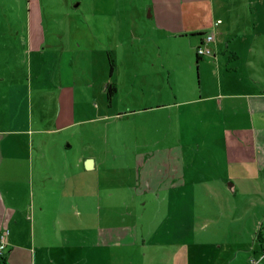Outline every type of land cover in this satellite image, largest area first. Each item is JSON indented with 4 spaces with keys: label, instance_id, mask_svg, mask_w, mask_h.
<instances>
[{
    "label": "rangeland",
    "instance_id": "rangeland-1",
    "mask_svg": "<svg viewBox=\"0 0 264 264\" xmlns=\"http://www.w3.org/2000/svg\"><path fill=\"white\" fill-rule=\"evenodd\" d=\"M193 1L190 15L195 18L188 19L185 14L182 23L175 21L166 25L156 13L149 15V0H0V77L12 71L17 80L29 77L33 81L44 78L52 80L60 77L73 78L76 83H89L82 89L86 90L85 98H89L87 102L91 104V124H80L73 139L91 140V154L100 161L93 170L91 168V204L85 209L70 207L66 212L53 208L44 210L41 220L47 223L42 233L46 236L53 232L60 234V221L75 223L77 220L81 238L84 233L85 237L90 233L93 239L99 229L125 222L137 235V241L145 239L144 244L138 241L140 244L124 245L120 250L127 249L128 257L120 258L115 255L108 257L110 251L119 252L118 246L91 245V257L87 259L85 252L90 246L81 242L78 264H141V261L142 264H160L158 256L152 261L147 258L155 252L160 255L162 248L157 243L159 238H178L183 234L198 237L200 232L195 230L198 227L193 226L187 232L185 224L206 219L222 220L224 226H209L210 231L201 235L207 241L199 250L220 253L224 263L232 260L228 256L234 253L237 257L231 261L232 264H244L246 261L248 246L252 245L249 234L237 245L228 223L238 220L240 230L251 229L249 226L257 215L249 207L248 188L251 185L246 179L241 184V194L218 193L211 185L217 180L214 174L225 167L221 161L220 143L223 140L210 137L212 131H207V138L201 136L200 124L203 119L200 120V116L194 113L190 121L193 126L185 134L182 124H178L174 118L169 119L162 109L116 116V110H123L125 106L119 102L117 107L106 105L103 87L108 75L107 51L112 58L113 52L121 51L116 67L124 87L130 86L133 90L142 84L138 82L141 79H156V75L151 73L153 70L160 76L162 88L169 93L177 90V85L183 89L188 85L198 92L199 68L193 52L197 35H185L183 31L168 37L165 31L171 30L167 26L172 30H183L191 22L203 18L200 27L202 32H208L219 18L222 21L220 26L229 32L226 36L230 37L231 44L243 45L251 39L264 43V17L262 12L257 14L253 9L257 7L260 11V0L256 4V0H230L229 11L218 0ZM222 1L227 3V0ZM183 6L182 3H175L177 9H183ZM256 20H259L260 35L253 39L251 32L255 33L256 30L252 23ZM29 27L42 29L45 41L41 52L28 53L25 39ZM213 33L215 38V27ZM153 41L171 46L169 51H164L162 47L160 49L161 55L174 53L171 66H151L143 62V66L138 68L140 72L132 66H125L130 48L136 52L137 44ZM213 43L214 40L211 45ZM242 49L239 50L243 56L240 63L248 59L247 51ZM150 52L155 53V50ZM207 56L210 57L204 55L203 58ZM187 61L191 62L189 68ZM243 68L246 74V66ZM115 69L114 66L112 80L114 72L117 74ZM155 70H159L160 74ZM167 71H170L169 77ZM207 75L208 80L202 81L201 88L210 91L213 76ZM128 76L132 77V82ZM23 85L15 87L20 94L26 90L25 83ZM79 102L80 99L77 100V107L80 108L84 102ZM21 105L17 107V116L23 113ZM84 106L88 111V105ZM51 112L52 105L48 103L47 116ZM34 115L33 111V118ZM61 133L50 130L45 137L63 138ZM68 138L73 140L71 136ZM52 152H55L54 149L48 147V154ZM207 183L209 188L204 187ZM24 212L21 210L22 214ZM36 218L38 216L34 214V220L31 219V234L35 241L40 233ZM256 226L252 227L255 228L253 237L258 236L261 228ZM30 244L35 249L39 243ZM142 253L146 254L143 258L140 257ZM248 264H251L250 258Z\"/></svg>",
    "mask_w": 264,
    "mask_h": 264
},
{
    "label": "crops",
    "instance_id": "crops-1",
    "mask_svg": "<svg viewBox=\"0 0 264 264\" xmlns=\"http://www.w3.org/2000/svg\"><path fill=\"white\" fill-rule=\"evenodd\" d=\"M218 1L228 11L230 10V0H227V3ZM258 1L256 0L255 4ZM192 2L194 1L149 0L147 6L149 15L156 13L162 22L169 25L175 21L182 23L185 14L188 19L195 18L190 15ZM259 2L260 11L257 7L253 9L257 14L262 12L264 17V0ZM175 3L184 4V8L177 9ZM203 22L204 19L200 18L183 30L179 28L172 30L164 25L171 30L165 32L168 37L183 31L185 35L199 32L202 31L200 25ZM221 22L220 20L213 25L210 30L214 32V27L216 28L215 38L213 33V56H207L210 60L199 56L195 62L199 68L198 92H194L188 85L185 86L186 89L178 87L180 85L174 81L178 91L169 93L162 88L161 78L153 70L151 73L156 75V79H141L138 82L142 84L133 90L130 86L124 87V81L119 77L116 67L117 58L120 60V51L113 52L115 71H117L116 75L114 72L112 80L115 92L106 101V105L117 107L119 102L125 106L123 110H116V116L162 109L165 116L169 119L174 118L178 124H182L185 134L189 133L193 126L190 123L193 113L200 116V120L203 119L200 124L201 136L207 138L209 137L207 131H212L210 137L223 140L220 143L221 161L225 167L223 166L224 170L220 173L214 174L217 180L211 183L212 188H216L218 193L238 194L243 188L241 184L246 179L251 185L248 188V197L251 201L249 207L252 212L257 213L256 219L251 222L250 230L243 229V231L239 228L238 220H230L228 226H231L229 230L232 238L238 245L249 234L252 245L248 246L249 254L245 262L248 264V259L253 256L258 259L257 264H264V43L254 42L251 39L243 45L231 44L230 37L226 36L229 32L220 26ZM252 24L256 32H251L250 37L254 39L260 35L259 20ZM25 40L29 54L39 52L45 41L42 29L29 27L26 30ZM199 40L200 35H197L196 44ZM161 47L164 51H169L171 48L169 44H161L159 41L137 44L136 52L130 48L125 66H132L137 71L143 66V62H148L151 66H171L174 53L161 55ZM241 47H243L241 51L246 50L248 53V59L243 63H240L243 58L239 52ZM153 50L155 53L150 52ZM193 52L195 57V48ZM228 61L231 63L228 64ZM190 65L191 62L187 61L188 68ZM243 66H246V74ZM155 71L160 74L159 70ZM8 73L0 77L2 80L0 82V231L8 229L7 244L1 253L5 263L78 264L81 257V242L90 246L85 252L87 259L91 257V245L110 248L118 246L119 252L110 251L108 257L112 255L119 258L128 257L127 249H120L130 243L140 244L141 241V244H144L145 239L139 238L138 242L137 235L132 233L125 222L99 229V233L93 239L90 233L86 237L84 233L81 238L78 233L80 223L77 220L75 223L68 220L60 221L58 223L60 234L53 232L46 236L42 233L47 223L41 220L44 210L53 208L66 212L70 207L85 209L91 204V168L93 170L100 161L91 154V140L73 139L74 133L79 131L80 124L85 122L91 124V114H89L91 104L87 102L89 98H85L86 90L82 89L89 83H76L73 78L60 77L52 80L44 78L33 81L32 77L17 80L12 71ZM169 74L170 71H167L168 77ZM207 74L213 76L210 91L201 88L202 81L208 80ZM128 78L132 82V77L128 76ZM24 83L26 90L20 94L15 87L19 84L24 86ZM144 85L146 88H143ZM78 99H80L79 104L84 102L82 108L77 107ZM48 103L52 105V112L47 116ZM20 104H23L21 106L24 114L20 113V116H17L19 113L17 107ZM84 104L88 105V111ZM132 104L135 106H131ZM50 130L62 132L60 136L63 138L45 137ZM67 136H71L73 140ZM48 147L55 152L48 154ZM86 158H92V167L91 163L84 165ZM225 179H230L231 182H226ZM204 187L209 188L208 183ZM123 208L129 209L126 206ZM21 210L25 211L24 214ZM34 214L38 216L36 219L40 231L36 241L32 239L31 234L33 225L31 219L34 220ZM256 225L261 227V237L252 236L255 229L252 227ZM185 226L187 232L191 231L193 226L198 227L195 230L200 232L199 236L183 234L178 238L172 236L159 238L157 243L162 248L160 255L155 252L147 258L152 261L158 256L160 264H232L231 261L237 257L234 253L233 256H228L232 260L224 263L220 253L199 250L207 241L201 236L202 233L210 231L209 226H224L222 220L206 219ZM83 228L85 231L86 226L84 225ZM32 242L39 243L35 249L30 244ZM32 251H34L33 255ZM145 256V253L140 254L142 258Z\"/></svg>",
    "mask_w": 264,
    "mask_h": 264
},
{
    "label": "built area",
    "instance_id": "built-area-1",
    "mask_svg": "<svg viewBox=\"0 0 264 264\" xmlns=\"http://www.w3.org/2000/svg\"><path fill=\"white\" fill-rule=\"evenodd\" d=\"M219 21H220L219 19H216L213 22V25L217 24ZM212 40H213V32L211 31L204 32L201 35L199 42L195 45V54H197L198 56H204V55L213 56L214 53L211 45ZM7 232H8L7 228L0 231V254L2 253V250L7 244V240H6ZM250 262L251 264H257L258 259L252 256L250 257Z\"/></svg>",
    "mask_w": 264,
    "mask_h": 264
},
{
    "label": "trees",
    "instance_id": "trees-1",
    "mask_svg": "<svg viewBox=\"0 0 264 264\" xmlns=\"http://www.w3.org/2000/svg\"><path fill=\"white\" fill-rule=\"evenodd\" d=\"M203 33L204 32L199 31V32L189 33V34L200 35V37H201V35ZM106 57H107V61H108V75H107V79L104 83V92H105L106 99L109 100L111 95L115 92V86H114V83L111 79V75H112L115 64H114L113 58L111 57V55L108 51L106 53ZM198 59H199V56L197 54H195V62ZM260 234H261V230H259V232H258V237H261ZM0 264H6L1 254H0Z\"/></svg>",
    "mask_w": 264,
    "mask_h": 264
},
{
    "label": "water",
    "instance_id": "water-1",
    "mask_svg": "<svg viewBox=\"0 0 264 264\" xmlns=\"http://www.w3.org/2000/svg\"><path fill=\"white\" fill-rule=\"evenodd\" d=\"M91 163V167H92V158H86L84 165H89Z\"/></svg>",
    "mask_w": 264,
    "mask_h": 264
}]
</instances>
